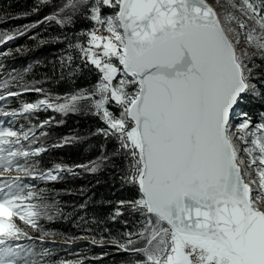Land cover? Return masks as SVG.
I'll list each match as a JSON object with an SVG mask.
<instances>
[{"label": "snow or ice", "instance_id": "6c2138e0", "mask_svg": "<svg viewBox=\"0 0 264 264\" xmlns=\"http://www.w3.org/2000/svg\"><path fill=\"white\" fill-rule=\"evenodd\" d=\"M79 19L90 27L52 38L67 41L60 79L75 82L86 73L94 82L63 94L34 86L8 91L7 97L40 98L16 109L0 106V117L11 125L51 111L97 122L90 136L104 140L100 155L75 167L90 174L113 169L135 191L111 216L112 223L135 218L110 239L130 264H264V122L253 124L242 109L248 98L264 99V79L253 75L256 60H264V0H62L44 21L67 30ZM26 30L0 32V46ZM237 115L245 117L238 124ZM54 119L19 130L0 120V169L18 173L0 180V264H49L34 257L50 250L10 241L33 239L13 217L37 229L41 243L57 236L38 221L56 219L59 210L44 202V189L22 183L73 173L60 163L41 169L33 159L48 150L40 138ZM91 242L103 246L105 238Z\"/></svg>", "mask_w": 264, "mask_h": 264}, {"label": "trees", "instance_id": "16d2710c", "mask_svg": "<svg viewBox=\"0 0 264 264\" xmlns=\"http://www.w3.org/2000/svg\"><path fill=\"white\" fill-rule=\"evenodd\" d=\"M60 1L62 0H52V4H58ZM47 6H37V0H0V30H5L8 27L20 28L23 25L32 23L34 21V13L30 14V17H25L27 11L32 9L33 7H35V9L39 8L41 10L46 8ZM89 27L90 25L86 20L79 19L75 22L74 26L70 27V29H67V31L70 32V36H73L74 33L88 29ZM58 28L60 27L57 26L56 29L59 30ZM49 31H51L53 34L55 33L54 28L49 29ZM22 47H24L23 40L19 39L10 48L12 50H17ZM47 52V55L49 57L50 52L48 50ZM35 55L36 52L26 49L25 52L21 53V55L11 54L0 59V79L7 72L19 71V78H17V81L15 83H12L10 85L12 87H8V91H20L22 87L34 86L40 88L43 87V89H45L47 92L52 93L55 92V89L64 90L68 84L69 87H83L85 85L86 79L89 78L88 75L86 77L78 78L72 84L68 83L69 81L60 79V76L55 75V69L57 68V65L49 63L51 60L48 57L42 62L41 67L37 66L34 70H31L26 74L20 73L21 70H23L28 63H30V60L36 58ZM40 73L41 75H44L43 79L39 77ZM6 88L7 87H5V89L2 88V91H0V95L6 96ZM25 97H33L32 99L24 100L25 102H34L39 98L36 93H27L18 97L6 96V101H0V106H4L5 104H7L10 106V109H15L20 106L22 99ZM5 110L8 109L5 108ZM69 116L71 117L69 118ZM69 116L65 117V119L63 120L64 122L61 126L64 129L63 134L74 131H83L84 134L88 135L92 132L93 129H95L94 126L96 123L95 120L91 117L80 115ZM55 129L56 133H60L59 130L61 129ZM70 144L72 146L62 148L60 150H51L50 152L46 151L45 153H42L40 157H35L33 159L39 160V167H49L54 163H60L66 166L74 167L76 165H82L85 162L95 158L96 156L88 157V155L85 158L84 153L86 152V154H89L93 151L97 153L100 150V145L104 143ZM107 148L110 152L112 150V143H108ZM115 173V170L109 169L107 171H104V173L101 172L99 174L82 175L81 173L78 174L77 169H74L71 176H64L63 178H60L59 182H47V191H45V194L48 195L49 198L55 199L57 203L59 202V204L61 205L60 209L64 210V213L68 215V219L64 222L60 220L58 222V219H54L52 221L47 220L42 223L44 225V228L56 233L58 231L56 237H63V232H74L76 234L72 235L75 237L82 232L77 230L70 231L68 227H75L79 223H81L84 224L85 227H88L93 236L96 235L97 238L103 236L105 238L104 232L107 227H115L117 225V223H112L111 221L112 210L117 205L116 203L118 200L120 201L121 199H128V195L124 196L123 191L125 189L130 190L129 187H126L121 182H118V179L116 177L113 179ZM58 191L59 195L54 193H58ZM131 195L132 197H130V199H133L136 196L135 191L132 190ZM124 220L128 221L129 228L133 227L135 218L125 214L118 220V226L121 231L125 230L123 224ZM60 230L62 231L60 232ZM102 230L103 234L101 233ZM58 245H60V248ZM31 246L34 247V251L36 253H40L44 249L50 250V256L41 257L44 261H48L49 264L61 257L64 258V261L72 259L73 257L67 256L70 253H76L82 250H90L86 243L83 242H79L71 247H66L61 244H57L58 247H53L48 245L45 246L37 241H34L33 245ZM99 249L100 248L93 247L94 252H97L95 250ZM120 256L128 257L129 255Z\"/></svg>", "mask_w": 264, "mask_h": 264}, {"label": "rangeland", "instance_id": "374dc122", "mask_svg": "<svg viewBox=\"0 0 264 264\" xmlns=\"http://www.w3.org/2000/svg\"><path fill=\"white\" fill-rule=\"evenodd\" d=\"M61 2L62 1H60L58 4H56V3L52 4V2H51L47 6V5H44L41 2V0H37V6L43 5V7H45V6H47V7L44 9H41L39 11H36V12L33 11L35 9V7H33L32 9L27 11V14L25 15V17H30L29 15L34 13V21L30 24H26V25L30 26V30H26L25 35L19 36L18 38L14 39L13 41L7 42L6 44L0 46V59L2 57L9 56L11 54H20L21 55V53L26 51V49H29L30 51L36 52V55H35L36 58H33L32 60H30V63H28L27 66L23 70H21V72H20V73L26 74L29 71L34 70L35 67H37V66L41 67L42 66V62L48 57V55H47V53H48L47 50H48L50 52V56L48 58H50V60H51L49 63H52L53 65H57V68L55 69V75L60 76V72H59L60 57L67 51V47H66L67 41H64L63 43H58L55 40H53L52 38L57 37V36H63L65 31H67V30H62L61 28H58L59 30H57L56 27L58 25L54 21L47 22V21H44V18L48 15H51L57 9V7L59 6V4ZM217 10L220 11L221 9L217 8ZM35 22H41V23L37 24L36 27H31V25H33ZM53 28L55 29L54 34L51 31H49V29H53ZM15 29H17V28L8 27L5 30H0V32L13 31ZM67 34L69 35L70 38L73 37L72 35L70 36V32H68V31H67ZM19 39L23 40V46L24 47L19 48L17 50H12L10 47ZM40 40H44V41H46V43L41 45ZM55 47H57V48H55ZM256 65H258V66L254 68L253 75L259 74L260 78L264 79V60L257 59ZM25 70H27V71H25ZM18 73H19V71L7 72L0 79V84H3V82L5 80L9 81L8 85L6 86L7 88H6L5 94L8 92V87H12L10 85L12 83H15L17 81V78H19ZM87 75L88 74L85 73L83 75V77H86ZM88 76H89V78L86 79L85 85L83 87L90 86V84L92 82H94V78L91 75H88ZM39 77L43 79L44 75L43 74L41 75V73H40ZM68 83L72 84L73 82L69 81ZM2 88L5 89V87H0V91H2ZM75 88H77V87H69V84H68L64 90H58V89L56 90L55 89V92H52V93L63 94L66 92H70V91L74 90ZM37 96H38V94H37ZM32 98L25 97L22 99V101L27 100V99H32ZM4 106L8 110H11L9 108L10 107L9 105L5 104ZM20 106H21V104H20ZM19 107H17V108H19ZM242 109L244 112L247 113V118L250 119L253 122V124L264 122V99H261L258 97L257 98H248L243 103ZM240 111H241V109L238 108L237 113H239ZM37 115H38V119L34 118L31 121H29V120H26L24 118H20L18 120L12 121L11 125L8 124V120L10 118L0 117V120L5 121L4 126H11V127H14L15 129L19 130L21 128V126H23L26 129L30 125H38L41 120L48 119L49 117H54L55 119L53 120L52 125L50 127L46 128L48 135L40 138V144H43L48 149L47 152H50L51 150H60L62 148L72 146L71 144H67V145H64L62 147H54L53 146V145L61 143L63 138L68 137V136H79L82 138L80 140L73 141L72 142L73 144H75V143H78V144L105 143L101 137L90 136V134H88V135L84 134L83 131H80V132L74 131V132H68L66 134H63L64 129L61 127L63 125V123H58V121L64 120L65 117L60 116V114H58V113L48 111V112H40ZM72 116H76V114H73ZM80 116H84V115H80ZM70 117L71 116H69V118ZM244 118L245 117H243V116L237 115L234 117V123L238 124ZM74 119H76V118H74ZM95 123L96 124L94 127L96 128L97 122L95 121ZM55 128L61 129V130H59L60 133H56ZM83 130H86V129H83ZM108 143H112V142H108ZM102 145H104V144L100 145V150L97 153H95L94 151L92 153H89V154H86V152L84 153L85 158L87 155H88V157L96 156L95 158L85 162L84 164H86L92 160H95L100 155V152L102 150ZM36 146H39V144L34 145L33 147H36ZM112 148H113V143H112ZM54 164H52L49 167H47V166L41 167L40 166V168L41 169H50V168L54 167ZM72 168H73V171H74V169H77L78 174L81 173L82 175H91L90 173L85 172L81 168H76L75 166ZM107 170H109V169L101 170L100 172H98L96 174H99L101 172L104 173V171H107ZM74 174H75V172H74ZM17 175H18V173L15 170H12L9 172H4L2 169H0V180H4V179L10 178V177H15ZM71 175H72V173L65 171V172L60 173V178H63L64 176H71ZM115 177H116V173H115L113 179ZM59 181H60V179L57 180V182H59ZM47 182H50V181H39V180H32L30 178H22V183H26V184L33 186L31 190L38 192V191H40V189H44V194H45V191H47V189H46ZM118 182H121V181L118 179ZM54 193L59 195V191H58V193L57 192H54ZM131 193H132L131 189L130 190L125 189L123 191L124 196L128 195L127 200H130V197H132ZM45 195H44V198H45L44 202L51 204V205H54V208L52 209L53 213H56L57 209L59 210V215L56 218V219H58V222H59V220L63 221V222L65 220H67L68 215H66L64 213V210L60 209L61 205L59 204V202L57 203V201L55 199L49 198L48 195H46L48 197V199H47V197ZM48 200H50V201H48ZM121 200H123V199H121ZM127 200H125V201H127ZM112 213H113V210H112ZM112 213H111V216H112ZM13 220L16 223V225L22 230L23 233H26L27 236L33 237V239L28 240L25 236H22L20 240L10 241V243H12V244L19 243L22 245H33L34 241H37L40 244L45 245V246L46 245L53 246V247L59 246V248H60V245L57 246V244H59V241L64 242V243L70 242L72 244L83 242V243H86V245L90 249L88 251L82 250V251H78L76 253H70L67 256L73 257L72 259L64 261V258L61 257L58 260L53 261V262H55V264H61V262H69V264H109V263H112V264H130V260L132 259V257H130V256L121 257L120 255H128V254L124 253L118 247L113 246L110 243V239L112 237L120 238L121 233L123 232V231H121V229L118 226V221L116 222L117 225L115 227H112V226L107 227V229L104 232L105 233L104 234L105 243L103 244V246H101L99 243L94 245L91 242L92 237H95L97 240H99L100 238H97L96 235L93 236L92 233L89 231L88 227H85V225L81 224V223H79L75 227L74 226H71L70 228L68 227V229H70V231L77 230V231L82 232V233L78 234V236H75V237L83 236V237H85L84 239H70V238L74 237L73 235L76 233H74V232H63V234H64L63 237L47 238L43 243H41L38 239L40 233L38 232L37 229H34L31 226L24 224V222L21 221L18 217H13ZM45 221H47V220L41 219L40 221H38V223H39V225L44 227V225L42 223ZM61 231L62 230H60V232ZM102 232H103V230L101 231V233ZM57 233H58V231H57ZM93 247L100 248V249L95 250L97 252H94ZM34 250L35 249L33 247V251ZM34 258L37 260L42 259L39 255H37Z\"/></svg>", "mask_w": 264, "mask_h": 264}, {"label": "bare ground", "instance_id": "6f19581e", "mask_svg": "<svg viewBox=\"0 0 264 264\" xmlns=\"http://www.w3.org/2000/svg\"><path fill=\"white\" fill-rule=\"evenodd\" d=\"M59 244H61V245H63V246H66V247H68V246H70V247H71V246H74V245H76L77 243H76V244H74V245H72V243H70V242H69V243H64V242H60V241H59Z\"/></svg>", "mask_w": 264, "mask_h": 264}, {"label": "water", "instance_id": "95a60500", "mask_svg": "<svg viewBox=\"0 0 264 264\" xmlns=\"http://www.w3.org/2000/svg\"><path fill=\"white\" fill-rule=\"evenodd\" d=\"M238 110V109H237ZM56 244V243H55ZM74 244H76V243H74ZM74 244H72V245H74Z\"/></svg>", "mask_w": 264, "mask_h": 264}]
</instances>
